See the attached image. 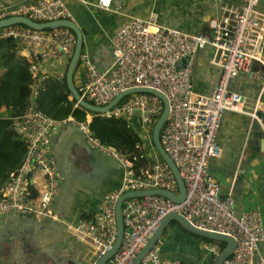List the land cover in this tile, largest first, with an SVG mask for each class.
<instances>
[{
	"label": "built area",
	"instance_id": "obj_1",
	"mask_svg": "<svg viewBox=\"0 0 264 264\" xmlns=\"http://www.w3.org/2000/svg\"><path fill=\"white\" fill-rule=\"evenodd\" d=\"M113 1L98 0L96 6L110 10ZM242 1L241 7L226 3L209 17V33L192 34L163 26L156 13L148 18L133 17L111 39L113 63L109 67H100L87 52L81 53L77 70L83 69V80L77 88L93 104L106 106L136 87L153 88L167 97L170 110L160 140L178 167L187 190L182 202L161 194L126 199L122 208L125 232L121 246L104 264H133L164 217L171 213L184 216L200 229L235 238L236 247L222 264H264L260 250L264 241L261 209L257 206L239 214L232 194L223 195L221 182L210 172L211 160L223 153L217 133L225 111L247 114L264 132L262 95L250 99L230 89L232 79L246 75L256 79L264 91V12L259 9L261 0ZM12 16L28 17L39 23L75 22L66 0H25L14 8L0 7V20ZM2 37L13 38L30 53L32 97L23 114H4L13 121L12 128L25 141L27 151L21 166L11 171L0 187V217L60 219L53 211L61 177L50 149L51 134L54 128L74 125L90 145L117 158L125 169L123 183L106 195L100 214L88 221L66 222L67 230L94 254L96 259L91 264H96L117 239L116 208L123 193L165 189L179 194V184L160 154H154L153 163L138 171L133 163L136 156L132 159L95 137L88 118L81 121L70 115L56 119L37 107L34 101L37 85L50 76L47 64L53 61L67 68L74 54L76 35L72 29L61 26L38 30L13 24L0 29ZM206 47L212 49V61L221 72L213 92L204 95L195 90L193 76L197 53ZM163 109L159 96L135 92L100 115L123 117L132 132L138 129L144 143L136 147L144 149L142 157L149 160L148 151L156 153L153 129ZM36 173L41 174V188L37 183L34 185ZM163 243L162 235L141 264H179L162 255ZM204 247L216 259L225 245L212 240Z\"/></svg>",
	"mask_w": 264,
	"mask_h": 264
},
{
	"label": "crops",
	"instance_id": "obj_2",
	"mask_svg": "<svg viewBox=\"0 0 264 264\" xmlns=\"http://www.w3.org/2000/svg\"><path fill=\"white\" fill-rule=\"evenodd\" d=\"M24 1L0 0V7L14 8ZM97 1L66 0V5L82 30L83 51L100 67H109L113 63L111 39L133 17L148 18L151 13H156L158 22L163 26L192 34L209 33L208 19L222 5H243L242 0H114L112 8L106 10L97 7ZM259 9L264 12V0H261ZM16 53L29 62L32 59L21 46ZM47 67L51 70L49 77L56 80L66 72L62 63L52 61ZM3 72L4 69L0 68V76ZM220 72L212 61V49L206 47L199 50L194 66L195 90L199 94H211ZM82 78L83 69L80 68L74 75L76 86L80 85ZM46 79L38 83L39 91L45 86ZM230 89L250 99L259 95L264 99L259 82L250 76L241 75L232 79ZM1 112L10 116L13 109L3 106ZM261 115L264 120V112ZM87 118L92 120V115L88 114ZM253 125L254 122L245 113L224 112L217 133L223 153L211 160L210 172L221 182L223 195L232 194L239 214L258 206L264 222V138L260 143L256 134L253 137ZM137 132L140 134L138 129ZM50 149L56 157L61 177L53 203V211L60 219L18 215L0 217V264H59L70 257H80V261L91 264L96 259L87 250L86 244L67 230L66 222L88 221L100 214L106 195L123 183L125 169L117 158L90 145L74 125L54 128ZM155 149L156 153L148 151L150 161L154 159V154H160L156 145ZM41 179V174L36 173L34 185L37 183L38 188L42 187ZM163 236L164 257L179 264H210L212 256L204 247L210 241L190 233L175 221L167 225ZM260 250L264 257V241L260 243ZM65 263L74 264L72 261Z\"/></svg>",
	"mask_w": 264,
	"mask_h": 264
},
{
	"label": "trees",
	"instance_id": "obj_3",
	"mask_svg": "<svg viewBox=\"0 0 264 264\" xmlns=\"http://www.w3.org/2000/svg\"><path fill=\"white\" fill-rule=\"evenodd\" d=\"M20 47L11 37L0 38V68L4 69L0 76V187L5 184L11 171L17 170L26 155L25 141L21 140L12 128L13 121L5 118L1 112L3 106L13 109V115L23 114L31 96L32 72L30 62L16 51ZM40 88L36 97L37 107L49 116L63 119L73 116L78 120H87L92 115L90 128L95 137L104 144L115 147L133 159L134 167L139 171L147 167L153 160L142 157L145 152L136 147L143 144L144 139L138 132L134 133L123 117H105L76 105V100L68 88L66 74L59 80L49 77ZM212 241L210 239H203ZM223 245L225 243L221 242Z\"/></svg>",
	"mask_w": 264,
	"mask_h": 264
},
{
	"label": "water",
	"instance_id": "obj_4",
	"mask_svg": "<svg viewBox=\"0 0 264 264\" xmlns=\"http://www.w3.org/2000/svg\"><path fill=\"white\" fill-rule=\"evenodd\" d=\"M13 24H24L27 26H30L34 29H46V28H56L61 26H66L72 29L76 33V45H75V51L74 54L69 62V65L66 69V82L68 85V88L72 94L71 98H74L76 100V104L79 105L81 108H85L89 111H92L96 114H101L109 111L112 107H114L123 97L126 95H129L131 93H151L159 96L164 103V109L161 114V116L157 119L156 124L153 129V140L154 143L162 156V158L165 160V162L170 166L172 172L174 173L176 180L179 184L180 192L179 194H174L172 192H169L165 189H151V190H136V191H129L125 192L121 195L120 199L117 203L116 208V214H117V239L113 245V248L102 255L97 261L96 264H104L106 261H108L120 248L125 227H124V220H123V214H122V208H123V202L132 197H140V196H146L150 194H161L164 196H167L171 199H173L176 202H182L187 194L186 186L184 183V180L180 174V171L178 167L175 165L173 160L170 158V156L165 151L161 140H160V134L162 131V128L164 124L166 123V120L168 118L169 110H170V104L167 99V97L161 93L160 91L153 89V88H147V87H136L132 88L130 90H127L123 93H121L118 97H116L111 103H109L106 106H97L93 104L92 102L88 101L87 99L83 98L80 94L75 81H74V75L79 65V58L81 53L83 52V33L80 27L76 22L70 21V20H54V21H48L44 23L35 22L28 17L24 16H12L7 19L0 20V29L13 25ZM264 94V93H263ZM251 133L256 134V138H259L260 143L261 139L264 138V132H262L260 125L257 122H254V125L251 129ZM264 143V141H263ZM264 145V144H263ZM262 149L264 151V147L262 146ZM177 222L179 225H181L183 228L188 230L190 233H193L199 237L210 239L213 241L223 242L225 243V247L222 250L219 257L216 259L210 258V264H222L225 259H227L234 251L236 247V240L230 235L217 233L213 231H208L204 229H200L194 225H192L184 216L177 214V213H171L164 217L162 220L160 226L158 229L154 232L151 239L148 241L147 245L138 253L136 256L133 264H141V261L143 260L144 256L146 255L147 251L156 243L159 237L164 235V232L167 228V225L171 222ZM65 261L73 262L74 264H85L84 262L80 261V257L78 258H67L63 259L59 264H66ZM58 264V263H57Z\"/></svg>",
	"mask_w": 264,
	"mask_h": 264
},
{
	"label": "clouds",
	"instance_id": "obj_5",
	"mask_svg": "<svg viewBox=\"0 0 264 264\" xmlns=\"http://www.w3.org/2000/svg\"><path fill=\"white\" fill-rule=\"evenodd\" d=\"M66 69H67V68H66ZM38 94H39V89H38ZM38 94H37V95H38ZM37 95H36V96H37ZM36 96H35V97H36ZM30 97H32V89H31V96H30ZM35 97H34V101L36 102ZM36 104H37V103H36ZM76 105H77V104H76ZM77 106H78V105H77ZM39 109H40V108H39ZM43 112H44V111H43Z\"/></svg>",
	"mask_w": 264,
	"mask_h": 264
}]
</instances>
